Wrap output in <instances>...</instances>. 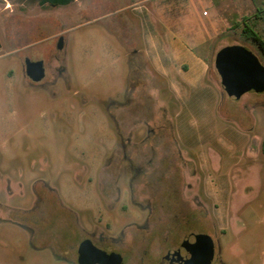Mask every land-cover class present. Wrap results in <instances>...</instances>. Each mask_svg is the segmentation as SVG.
Segmentation results:
<instances>
[{"label": "rangeland", "instance_id": "374dc122", "mask_svg": "<svg viewBox=\"0 0 264 264\" xmlns=\"http://www.w3.org/2000/svg\"><path fill=\"white\" fill-rule=\"evenodd\" d=\"M30 6L3 12L0 0V264H77L87 238L123 264H168L198 234L213 239V264H264V92L229 99L214 66L242 45L264 67L243 34L264 39V13L215 33L198 7L196 51L217 97L184 88L178 102L141 52V28L112 30L94 5L80 19L75 5ZM25 59L44 62L40 83Z\"/></svg>", "mask_w": 264, "mask_h": 264}, {"label": "crops", "instance_id": "0c3cea01", "mask_svg": "<svg viewBox=\"0 0 264 264\" xmlns=\"http://www.w3.org/2000/svg\"><path fill=\"white\" fill-rule=\"evenodd\" d=\"M1 1L3 12H12V5H19L22 11L30 8V5L39 8L75 5L79 19L82 18L84 8L86 11L94 5V9L100 12L101 20L111 18L105 26L112 30H124L126 35L132 36L138 28H141L144 41L141 52L144 53L153 71L170 85L178 102L185 99L184 88H187L193 96L199 93L203 97L210 94L212 100H215L216 96L206 83L207 60L196 51L207 42L198 28V7L202 8V16L208 18L210 25L216 28L215 33L218 32L219 26L221 29H233L238 27V23L243 19H247V15L264 13V9H258L254 0H72L68 5L58 6H51L48 0ZM157 18L164 21L166 19L165 23H159L161 28L159 30L154 24ZM253 18H256V15L251 16L250 20ZM177 27L183 28L185 36L179 34ZM134 51L136 50L133 49ZM181 115L180 111L175 116L176 130L179 129ZM207 188L215 198L217 193L213 192L210 185ZM218 202L222 204V201L216 199L214 205L219 212ZM222 215L224 218V214Z\"/></svg>", "mask_w": 264, "mask_h": 264}, {"label": "water", "instance_id": "95a60500", "mask_svg": "<svg viewBox=\"0 0 264 264\" xmlns=\"http://www.w3.org/2000/svg\"><path fill=\"white\" fill-rule=\"evenodd\" d=\"M64 39L59 38L56 48L62 50ZM25 74L33 83H40L46 76L44 62L25 59ZM215 69L220 77V84L231 100L238 101L246 93L264 92V67L252 51L242 45L225 46L215 56ZM77 264H123L121 255L108 253L89 239L78 248ZM215 255L213 239L206 234L189 236L180 247L168 252L164 260L169 264H211Z\"/></svg>", "mask_w": 264, "mask_h": 264}, {"label": "trees", "instance_id": "16d2710c", "mask_svg": "<svg viewBox=\"0 0 264 264\" xmlns=\"http://www.w3.org/2000/svg\"><path fill=\"white\" fill-rule=\"evenodd\" d=\"M48 2L51 6H58V5H68L72 2V0H48ZM245 29H243V34L245 35V39L250 40L254 45H256L260 54L264 58V39L258 36L255 32L249 30V27L246 26ZM261 152L264 156V139L261 144Z\"/></svg>", "mask_w": 264, "mask_h": 264}, {"label": "flooded vegetation", "instance_id": "af4514ba", "mask_svg": "<svg viewBox=\"0 0 264 264\" xmlns=\"http://www.w3.org/2000/svg\"><path fill=\"white\" fill-rule=\"evenodd\" d=\"M45 71H46V69H45ZM128 160V163H130V169H132L133 171H137V173H140V169H142V167L141 166H139V165H137V166H135L134 165V162L131 160V159H127ZM196 205L198 206V207H202V206H204V204L202 203V202H199L198 200H197V203H196ZM87 239H89V238H87ZM86 239V240H87ZM89 240H91L92 242H93V244H94V241L92 240V239H89ZM95 245V244H94ZM215 245V244H214ZM96 246V245H95ZM214 260H215V255H214V259H213V261H212V263L211 264H213V262H214ZM168 263V262H167ZM169 264V263H168ZM219 264H223L222 262H219Z\"/></svg>", "mask_w": 264, "mask_h": 264}, {"label": "built area", "instance_id": "2783aa9c", "mask_svg": "<svg viewBox=\"0 0 264 264\" xmlns=\"http://www.w3.org/2000/svg\"><path fill=\"white\" fill-rule=\"evenodd\" d=\"M204 14H206V13H204Z\"/></svg>", "mask_w": 264, "mask_h": 264}]
</instances>
